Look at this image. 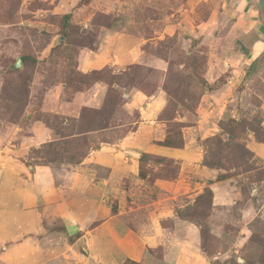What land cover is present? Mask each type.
I'll list each match as a JSON object with an SVG mask.
<instances>
[{"label":"rangeland","instance_id":"1","mask_svg":"<svg viewBox=\"0 0 264 264\" xmlns=\"http://www.w3.org/2000/svg\"><path fill=\"white\" fill-rule=\"evenodd\" d=\"M233 4L0 0V174L75 168L122 138L133 165L144 145L131 132L150 145L168 133L180 143L169 160L157 165L151 157L141 167L144 180L137 163L133 178L112 183V214L121 212L125 230L140 237L186 224L197 240L185 241L191 254L183 264H264V54L250 68L241 65V47H250L253 36L236 26ZM209 7L219 8V19L197 28ZM235 58L234 66H224ZM160 90L161 123L144 122L126 94ZM231 126L234 135L227 134ZM39 127L50 135L33 145ZM79 252L81 261L69 264L90 260ZM149 252L162 258L159 246Z\"/></svg>","mask_w":264,"mask_h":264},{"label":"crops","instance_id":"2","mask_svg":"<svg viewBox=\"0 0 264 264\" xmlns=\"http://www.w3.org/2000/svg\"><path fill=\"white\" fill-rule=\"evenodd\" d=\"M233 1L230 13L243 21H238L236 26L251 32L253 43L250 47H241L247 51L243 59L226 60L223 64L231 68L238 61L236 59H240L241 65L246 67L264 54V20L259 15L262 9L258 7L257 0ZM234 5H238V8ZM209 10V17L197 28H206L209 19L215 16L219 19V8L212 10L209 7ZM144 57L145 53L136 59ZM147 59H153L149 62L151 66L162 68L157 60L159 58L150 56ZM232 80H229V89L233 87ZM132 94H126V97L131 96L136 109L140 111V119L155 123L166 104L164 92L157 91L151 97L137 91ZM138 133L137 130L130 135L144 145L142 153L172 157L174 149L155 145L163 141V137L150 145L145 140L146 136L138 137ZM49 135L47 129L37 128L32 138L33 145L40 140V143L46 142L44 138L48 139ZM122 139L114 146L108 145L91 152L75 168L56 171L51 167L34 166L23 169L24 173L19 175L8 170L1 172L0 264H69L67 259L78 263L83 257L79 249L90 258H85L86 264H125L127 260L138 264H183V261H189L191 253L185 241L190 239L189 242H196L197 238L186 224L176 225L173 232L168 227L140 237L125 230L124 222L119 219L121 212L112 214L111 202L116 200L112 195V183L133 178L134 167L141 154L137 153L132 165L127 155L129 151L124 147L126 140ZM22 142L26 143L24 140ZM108 150L111 152L108 153ZM101 173L104 176H100ZM91 225L94 227L89 230ZM56 226L64 231L54 229ZM177 233L184 235L173 237ZM158 246L162 249L160 260L149 252V249L153 251Z\"/></svg>","mask_w":264,"mask_h":264},{"label":"trees","instance_id":"3","mask_svg":"<svg viewBox=\"0 0 264 264\" xmlns=\"http://www.w3.org/2000/svg\"><path fill=\"white\" fill-rule=\"evenodd\" d=\"M66 18H68V17H66ZM243 50H244L243 54H244V55H247V51H246L245 49H243ZM23 62H24V59L21 58V63H23ZM252 64H253V63H251V65L249 66V68L252 66ZM144 95H146L147 97H150V96L153 95V93H151V94H144ZM164 108H165V107H164ZM163 110H164V109H163ZM232 125H238V126H239V123H235L234 121H232ZM235 132H236V130L234 129L233 126H231L229 130H227V134H229V135H234ZM180 142H181V141H180ZM263 142H264V139H263ZM155 145H157V146H161V147H166V148H172V149H174V148H176L177 146H179L180 143H179V144L175 143V142L173 141V136H170V135L167 133L166 136H165V138H164V140L161 141V142H157V143H155ZM241 152L243 153L242 150H241ZM244 152H245V149H244ZM151 157H155V158L157 159V160L155 161L156 164H157V163H161V162H163V161L165 162V161L169 160V159H167V158H165V157H160V156L150 155V154H147V153H141V154H140V157H139V159H138V163H139V177H140L141 180H144L145 177H146L144 170L141 169L142 164H143V163H146V162L148 161V159L151 158ZM157 165H158V164H157ZM206 167H208V166H206ZM208 168H209V169H213V168H211V167H208ZM216 180H219V178H217ZM207 195L211 198L212 193H211L210 190H207ZM200 198H201L200 196L197 197V199H200ZM126 264H138V263L128 261Z\"/></svg>","mask_w":264,"mask_h":264},{"label":"water","instance_id":"4","mask_svg":"<svg viewBox=\"0 0 264 264\" xmlns=\"http://www.w3.org/2000/svg\"><path fill=\"white\" fill-rule=\"evenodd\" d=\"M257 5L260 9L264 10V0H257ZM21 66V59H17L14 68L18 69Z\"/></svg>","mask_w":264,"mask_h":264}]
</instances>
